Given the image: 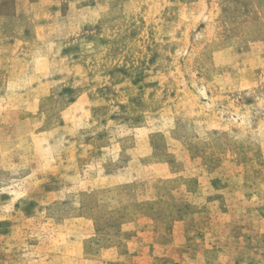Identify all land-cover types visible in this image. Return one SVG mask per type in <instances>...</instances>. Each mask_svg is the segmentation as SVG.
Segmentation results:
<instances>
[{
  "label": "rangeland",
  "instance_id": "374dc122",
  "mask_svg": "<svg viewBox=\"0 0 264 264\" xmlns=\"http://www.w3.org/2000/svg\"><path fill=\"white\" fill-rule=\"evenodd\" d=\"M0 264H264V0H0Z\"/></svg>",
  "mask_w": 264,
  "mask_h": 264
}]
</instances>
